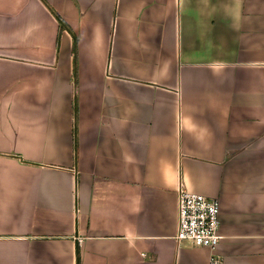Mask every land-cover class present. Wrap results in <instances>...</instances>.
<instances>
[{
  "label": "crops",
  "instance_id": "obj_1",
  "mask_svg": "<svg viewBox=\"0 0 264 264\" xmlns=\"http://www.w3.org/2000/svg\"><path fill=\"white\" fill-rule=\"evenodd\" d=\"M181 186L264 264V0H0V264H210Z\"/></svg>",
  "mask_w": 264,
  "mask_h": 264
},
{
  "label": "built area",
  "instance_id": "obj_2",
  "mask_svg": "<svg viewBox=\"0 0 264 264\" xmlns=\"http://www.w3.org/2000/svg\"><path fill=\"white\" fill-rule=\"evenodd\" d=\"M221 204L219 199L206 196L181 186L178 194V242L189 241L195 246L212 250L210 264H222L217 251L221 241Z\"/></svg>",
  "mask_w": 264,
  "mask_h": 264
},
{
  "label": "trees",
  "instance_id": "obj_3",
  "mask_svg": "<svg viewBox=\"0 0 264 264\" xmlns=\"http://www.w3.org/2000/svg\"><path fill=\"white\" fill-rule=\"evenodd\" d=\"M60 24H61V27L65 26V25H63V22L61 20H60ZM15 156L18 157L19 159H21L22 161L26 162L21 156H19V155H15ZM77 264H80V257L79 256H77Z\"/></svg>",
  "mask_w": 264,
  "mask_h": 264
}]
</instances>
